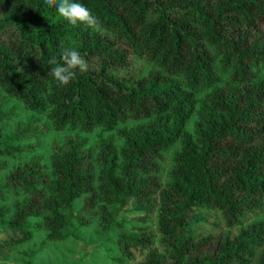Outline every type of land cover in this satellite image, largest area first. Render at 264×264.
<instances>
[{"label":"trees","instance_id":"1","mask_svg":"<svg viewBox=\"0 0 264 264\" xmlns=\"http://www.w3.org/2000/svg\"><path fill=\"white\" fill-rule=\"evenodd\" d=\"M76 2L103 35L44 0H0V95L31 112L7 137L0 128V169L18 160L0 183V233L18 235L2 247L36 231L48 243L74 238L98 218L112 264H131L135 249L146 252L140 264H264V216L218 238L193 225L209 210L231 227L264 212V0ZM64 48L89 68L61 87L48 60L63 63ZM8 108L0 119L19 106ZM47 130L72 134L44 162L31 153ZM177 141L162 185V151ZM114 205L138 217L116 220ZM153 211L154 232L136 225ZM23 252L31 264L32 249Z\"/></svg>","mask_w":264,"mask_h":264},{"label":"rangeland","instance_id":"2","mask_svg":"<svg viewBox=\"0 0 264 264\" xmlns=\"http://www.w3.org/2000/svg\"><path fill=\"white\" fill-rule=\"evenodd\" d=\"M221 84L222 82L218 83V86ZM216 89L217 87L215 86L208 89H202L197 92V97L198 99H202L206 93L215 91ZM198 104L199 102H197V106ZM13 105L19 106V108L16 110L17 114L12 118H7L5 116V118L0 119V128L6 133V137L8 136V133L14 129L17 123H21L31 113L22 104L8 100L6 97L0 95V106L5 108L7 112L10 113V109L8 107ZM195 117L196 115L193 113V115L187 121L186 129L192 130ZM133 123V121H130L128 124L132 125ZM38 125L39 128L42 129L50 128V124L45 117H41ZM70 134H72L71 131L47 130L45 136L41 139L40 148L31 154H40L43 161L46 162L47 156L49 154L51 155L52 152L63 146L64 137ZM89 137L91 138V141L95 140L94 133H90ZM178 149L179 142L177 141L174 145L162 151L163 159L161 161L159 173V178L162 185L168 180V172L172 166L171 159L174 151ZM28 157L29 155L21 158V160L27 159ZM16 161L18 160L8 159L6 169H0V183L8 170L14 164H16ZM158 197L159 192L157 191L153 196V202L155 206L158 204ZM116 208L117 206L114 205L112 212L115 211ZM204 213L207 218L204 220H197L193 222V225L196 226L195 228L199 232H202L206 235L211 234L214 238L220 237L221 234L225 235L229 233L230 235H235L241 230L242 227H245L246 225L251 224L264 216V212L256 213L247 211L243 214L241 222L236 223L231 227L226 224L220 212L209 210L205 211ZM131 217H138V215L131 216L129 212L127 213L125 207L115 211L116 220H129ZM144 217L146 222L139 221L136 223V225H144L146 228H148V230L154 232L157 226V217L155 211ZM97 219L98 218L94 219L93 223L87 228L81 230L80 232L77 231V237H68L60 242L48 243L44 240L43 234L36 231L32 240L23 244H19L9 251L2 247L1 239L18 235V233L14 230L0 233V255L7 256V260L4 261L5 264H28L26 261L29 259V256L23 251L24 249H28L30 247L33 252L32 256H30L31 264H112L110 258L115 255L116 252L113 250L111 242H104L105 234L100 235V233H96V229L99 228ZM74 226L75 224H73V227ZM68 230L70 231L71 227ZM160 245L159 236H157L153 246L160 247ZM133 253L134 255L129 259V262L131 264H140V262L143 261L146 252H141L135 249Z\"/></svg>","mask_w":264,"mask_h":264},{"label":"clouds","instance_id":"3","mask_svg":"<svg viewBox=\"0 0 264 264\" xmlns=\"http://www.w3.org/2000/svg\"><path fill=\"white\" fill-rule=\"evenodd\" d=\"M49 7H55L59 17L71 25H84L101 35L104 34V29L97 16L84 4L76 2V0H44ZM63 63H58L57 58L52 56L48 60L50 67L49 74L53 77L58 86L68 85L76 76L77 71L83 73L88 70L89 64L78 51L73 48L62 49L60 58Z\"/></svg>","mask_w":264,"mask_h":264}]
</instances>
